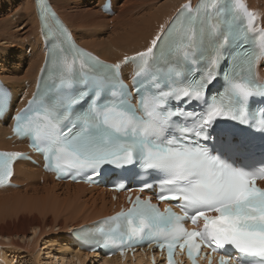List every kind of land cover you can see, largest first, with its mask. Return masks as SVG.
<instances>
[{"label": "snow or ice", "instance_id": "1", "mask_svg": "<svg viewBox=\"0 0 264 264\" xmlns=\"http://www.w3.org/2000/svg\"><path fill=\"white\" fill-rule=\"evenodd\" d=\"M38 7L42 18L51 14L45 0H38ZM236 7L249 20L254 18L243 4L237 2ZM221 11L216 0L211 8L204 4L195 9L182 6L167 27L161 26L146 50L125 56L122 63H102L71 43L50 50L30 107L14 117L15 133L31 136V146L45 156L46 167L59 173V178L75 179L73 169H90L91 179L105 165L113 169L138 167L166 178L156 195L159 202H169L163 211L151 197H137L130 208L104 222L110 225L107 230L99 229L104 246L115 245L121 255L137 244L155 242L167 250V264H176L177 248L186 250L192 264H197L201 255L212 264L209 254L202 252L204 248L224 253L219 264H264V187L257 185L258 179H264V170L248 171L225 162L250 152L251 143L238 137L230 126L220 125L214 129L213 151L217 155L210 154L207 147L217 121L248 123L251 115L255 123L254 115L243 105L257 92L264 94V86L254 79L255 57L248 55L242 34L234 33L231 25L224 33L212 30L209 18ZM233 40L237 41L235 47ZM241 56L246 58L243 64ZM161 60L171 65L167 76L153 73L141 79L145 66ZM201 61L204 70L194 71L191 65ZM129 64L137 66L127 77L131 88L124 83L121 71ZM217 75L223 76L226 88L206 98ZM133 93L142 108L145 94L152 93L147 119L136 115L129 103ZM172 99L183 104L204 101L193 134L196 142L185 139L186 132L164 135L183 114L180 104L171 111L160 107ZM6 103L0 94V111ZM41 117L39 127L34 128ZM22 157L21 153L0 152V185L10 180L13 163ZM173 201L180 202L184 215L173 211ZM185 221L194 227L185 228Z\"/></svg>", "mask_w": 264, "mask_h": 264}, {"label": "bare ground", "instance_id": "2", "mask_svg": "<svg viewBox=\"0 0 264 264\" xmlns=\"http://www.w3.org/2000/svg\"><path fill=\"white\" fill-rule=\"evenodd\" d=\"M51 1L83 47L116 63L146 50L183 4L195 5L198 0H113L116 14L111 18L100 9L102 0ZM242 1L255 15L257 27H264V0ZM42 48L34 0H0V77L14 88L32 82L33 92L45 58ZM6 132L0 126V149L8 150L10 141L1 138ZM24 169L18 166L15 170L21 187L0 193V264H12L10 252L19 255L22 249L30 264H41L40 244L55 249L53 257L58 264H85L89 256L68 247V231L104 217L106 204L93 191L55 184L49 177L38 185L41 172L26 168L37 175L31 181ZM52 236L54 239H49ZM142 263L139 259L133 264ZM101 264L120 263L115 259Z\"/></svg>", "mask_w": 264, "mask_h": 264}, {"label": "rangeland", "instance_id": "3", "mask_svg": "<svg viewBox=\"0 0 264 264\" xmlns=\"http://www.w3.org/2000/svg\"><path fill=\"white\" fill-rule=\"evenodd\" d=\"M31 238V236H30ZM30 238L26 241H29ZM49 239H54L53 236L49 237ZM49 244L46 245H42L40 244V261L41 264H58L55 259H54V253H55V249L50 250L49 249ZM2 250L4 249L3 247L1 248ZM24 249L19 251V255H17L14 252H10V256H9V260H12V264H30L29 259H26L28 257L26 251H23ZM22 252V253H21ZM25 258V259H24ZM89 259V257L86 259V263L85 264H92V261H87ZM95 264V263H94Z\"/></svg>", "mask_w": 264, "mask_h": 264}]
</instances>
